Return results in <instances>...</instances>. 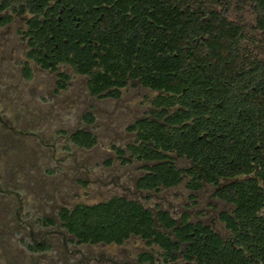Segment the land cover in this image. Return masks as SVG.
Listing matches in <instances>:
<instances>
[{
	"label": "flooded vegetation",
	"instance_id": "flooded-vegetation-1",
	"mask_svg": "<svg viewBox=\"0 0 264 264\" xmlns=\"http://www.w3.org/2000/svg\"><path fill=\"white\" fill-rule=\"evenodd\" d=\"M163 14L172 25L174 12H159L158 0H0V264H264L246 232L222 219L235 206L219 196L232 183L264 191L256 160L264 154L261 115L249 107L244 132L243 109L223 107L231 90L251 93L253 76L218 75L220 99L197 114L191 96L207 90L204 76L187 77L175 92L173 69L159 78L142 68H173L175 49L205 55L202 35L178 45L152 42ZM186 55V65L203 61ZM159 79L168 90L157 87ZM205 143L218 152L229 143L247 146L249 165L230 175L233 161L204 153ZM96 147L101 162L91 153ZM95 186L108 197L71 203L79 197L73 190ZM113 198L148 211L150 238L168 239L169 249L135 234L92 241L69 230L66 216L77 206ZM130 238L144 246L128 252Z\"/></svg>",
	"mask_w": 264,
	"mask_h": 264
},
{
	"label": "trees",
	"instance_id": "trees-1",
	"mask_svg": "<svg viewBox=\"0 0 264 264\" xmlns=\"http://www.w3.org/2000/svg\"><path fill=\"white\" fill-rule=\"evenodd\" d=\"M158 11L165 13L173 11L174 15L171 17L173 24L169 23L170 17L167 18V14L160 15L158 19L161 22L158 23L164 29L158 31L157 40L152 42H159L162 37L165 42L173 38V43L178 45L202 35L207 49L204 56L199 50L175 49L178 55L174 57L173 68L159 63L142 68L148 69V74L159 78L167 76L173 69L177 76L175 92H180L181 87L186 85L187 77L204 76L207 90L205 93L198 92L191 96L192 103L198 111L197 114L203 110L206 111L210 103L220 99L215 93L218 75L253 76L254 89L251 93L240 95L236 90H231L228 102L223 103V107L240 106L243 109L241 112L244 113V132L249 131L247 128L250 122L249 107L254 108L255 116L258 113L261 115V123H264V0H158ZM189 11L195 13L203 11L207 18L201 22L198 15L191 14ZM183 12L188 14L185 15ZM140 26L144 29L148 25L142 20ZM186 53H189L190 59L195 58L197 61L203 59V61L186 65L183 62L187 59ZM113 69L117 70L118 66L111 67V70ZM157 87L168 90L162 79H159ZM181 112L183 116L184 111ZM226 113L224 117L231 120L232 115L229 111ZM182 116L179 115L178 121L183 120ZM212 119L215 120V116H212ZM254 121L257 120L254 119ZM205 123L207 126H215L210 119H207ZM211 138L215 139V135L213 134ZM254 138L257 139V136ZM260 138L263 139V136ZM200 147V145H194L197 151ZM204 147L206 154L220 155L221 160L226 162L233 161L229 162L225 168L230 175L240 171L237 165L241 162H244V167L249 165V160L246 159L248 152L243 151L248 149L247 146L236 148L229 143L223 146L222 152H218L215 144L205 143ZM256 160H259L264 167V154L258 153ZM250 168L249 166L241 170L248 173ZM261 177L264 180V168H262ZM244 189V185L232 183L219 193L221 198L235 206L233 215L223 214L222 219L227 222L233 232L237 233L238 229L241 232L245 231L247 240L252 242L254 250L259 251L264 259V230L261 228L264 222V191L254 182L249 189L245 191ZM66 218L69 219V230L82 240L121 242L130 234H135L146 237L144 239L148 242L159 241L162 247L169 249L168 239L150 238L155 231L149 212L123 198H113L94 205H79ZM234 219H237L238 223H234Z\"/></svg>",
	"mask_w": 264,
	"mask_h": 264
},
{
	"label": "rangeland",
	"instance_id": "rangeland-1",
	"mask_svg": "<svg viewBox=\"0 0 264 264\" xmlns=\"http://www.w3.org/2000/svg\"><path fill=\"white\" fill-rule=\"evenodd\" d=\"M91 153L94 155L96 160H98L99 162L102 161L104 154L102 147H96ZM73 191L78 192L79 197L70 199L72 204L76 202L91 204L104 200L108 197V194L105 192L102 186H95L90 192L84 191L81 188H79V190H73ZM123 246L127 249L128 252L134 253L135 251L140 249V247H143L144 244L142 241H140L139 238H130L123 244Z\"/></svg>",
	"mask_w": 264,
	"mask_h": 264
}]
</instances>
